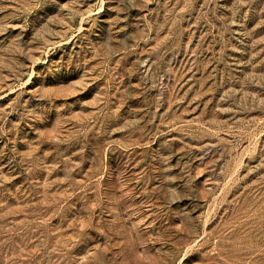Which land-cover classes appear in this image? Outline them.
I'll list each match as a JSON object with an SVG mask.
<instances>
[{"label":"rangeland","instance_id":"obj_1","mask_svg":"<svg viewBox=\"0 0 264 264\" xmlns=\"http://www.w3.org/2000/svg\"><path fill=\"white\" fill-rule=\"evenodd\" d=\"M0 264H264V0H0Z\"/></svg>","mask_w":264,"mask_h":264}]
</instances>
